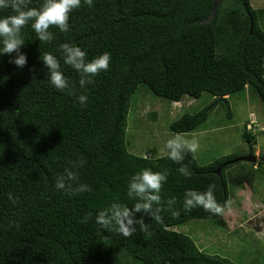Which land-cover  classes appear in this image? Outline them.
Here are the masks:
<instances>
[{
	"label": "trees",
	"instance_id": "obj_1",
	"mask_svg": "<svg viewBox=\"0 0 264 264\" xmlns=\"http://www.w3.org/2000/svg\"><path fill=\"white\" fill-rule=\"evenodd\" d=\"M42 3L32 0L29 7ZM213 3L93 0L88 7L82 0L70 14L69 32L50 28V43L40 42L30 24L22 29L26 66L10 63L16 53L0 56V264H238L205 252L174 229L189 219L215 218L224 225L221 215L202 208L185 212L183 200L188 190L204 192L214 185L216 201L224 205L229 204V183L250 188L251 173L233 176L229 169L235 163L223 165L236 155L201 165L188 153L182 162L191 174L186 178L167 150L157 155L149 148L147 155H139L125 142L130 97L139 83L172 102L207 91L214 100L222 96L228 107V95L246 87L264 102V8H253L250 0H217L212 14ZM13 14L10 8L0 9V18ZM64 43L80 47L89 61L110 53L109 70L81 88L79 74L60 57ZM44 53L60 59L73 95L51 86ZM82 94L88 97L85 107L77 100ZM210 110L185 112L169 129L190 131ZM243 138L251 141L254 134L245 129ZM80 159L86 163L73 170L92 192L66 195L55 188L56 178L71 168L70 161ZM256 164L264 165V152L253 168ZM143 169L168 174L160 193L163 223L144 216L151 237L137 230L125 238L101 228L95 223L101 210L112 203L131 208L137 202L127 189ZM169 199L176 201L171 208ZM88 213L92 219L81 223Z\"/></svg>",
	"mask_w": 264,
	"mask_h": 264
},
{
	"label": "rangeland",
	"instance_id": "obj_2",
	"mask_svg": "<svg viewBox=\"0 0 264 264\" xmlns=\"http://www.w3.org/2000/svg\"><path fill=\"white\" fill-rule=\"evenodd\" d=\"M250 2L255 9L264 8V0ZM260 24L264 30V13ZM227 99L228 107L203 91L198 98L183 96L180 101L172 102L139 83L129 102L125 134L128 149L147 155L146 150L152 148L157 155H163L167 140L180 134L185 139L199 141L195 158L201 165L222 155L239 157L249 151L258 159L264 152V102L252 87L231 93ZM204 108H211L207 118L192 130L179 133L169 129V124L181 114ZM254 116L262 125L255 123L252 128L247 127ZM246 128L254 134L251 141L243 138ZM258 166L253 168V163L239 161L229 169L237 177L245 178L246 172L251 173L252 183L243 190L229 183L230 211L221 216L224 225H218L215 218L189 219L174 229L188 234L209 254H218L238 264H264V165Z\"/></svg>",
	"mask_w": 264,
	"mask_h": 264
},
{
	"label": "clouds",
	"instance_id": "obj_3",
	"mask_svg": "<svg viewBox=\"0 0 264 264\" xmlns=\"http://www.w3.org/2000/svg\"><path fill=\"white\" fill-rule=\"evenodd\" d=\"M32 0H0V9L10 8L13 15L0 18V56L16 53L14 63L17 67L23 68L27 64V57L21 53L20 49L24 46L25 40L22 38V29L30 24L35 31L40 42L50 43L53 39V33L50 28H58L60 32L70 31L69 19L73 10L82 6V0H43L39 8L29 7ZM83 4L88 7L93 6V0H83ZM60 57L63 63L70 66L79 74V85L84 88L86 84L94 82L96 76L101 72H106L110 67L111 55L105 52L92 60H87V53L80 47L64 43L60 49ZM44 67L48 70L49 83L60 92H67L73 95L69 79L65 77L61 70L60 59L52 53H44L42 56ZM88 97L80 95L77 100L81 107L86 106ZM257 125H262L256 118ZM248 123L246 124V126ZM247 130V128H246ZM199 141L185 139L177 134L167 140L165 148L170 160L176 164H181L178 171L186 178L190 177V172L182 162L188 153L195 154L199 150ZM71 168H66L64 174L58 175L55 181V188L64 192L66 195L74 196L77 194L92 192V188L79 181L78 171L73 169L82 168L85 160L70 161ZM166 172H153L151 169H143L131 177L128 184L127 196L137 202L130 208L120 203H112L109 208L101 210L95 217V223L101 228L109 231H115L125 238L131 237L137 230L144 232L148 237L154 233L149 231L150 224L144 222V216L151 217L158 223H163L161 216L162 199L161 190L167 181ZM214 185H209L204 192L188 190L184 195L183 210L189 212L195 208H202L205 212L212 215H224L230 211L227 202L224 205L216 201L214 195ZM18 199V198H16ZM9 200L15 199L9 194ZM169 208L176 203L174 199L167 201ZM136 213H141L139 219ZM173 216L179 215L173 211ZM92 219V213H88L81 220V223H88ZM137 225L139 226L137 228Z\"/></svg>",
	"mask_w": 264,
	"mask_h": 264
},
{
	"label": "water",
	"instance_id": "obj_4",
	"mask_svg": "<svg viewBox=\"0 0 264 264\" xmlns=\"http://www.w3.org/2000/svg\"><path fill=\"white\" fill-rule=\"evenodd\" d=\"M216 4H217V0H214L212 14L214 12V9L216 7ZM216 100H217L216 102L222 101L223 100V97L222 96L221 97H218ZM257 160H258L257 157L252 153V151H249L246 155L239 156V157H236L234 159H231V160L227 161L226 163H223V165L224 164H231V163H235V162H239V161H249L251 163H255V162H257ZM223 165L217 167V169L215 170V172L217 174H220V170H221V168H222Z\"/></svg>",
	"mask_w": 264,
	"mask_h": 264
},
{
	"label": "built area",
	"instance_id": "obj_5",
	"mask_svg": "<svg viewBox=\"0 0 264 264\" xmlns=\"http://www.w3.org/2000/svg\"><path fill=\"white\" fill-rule=\"evenodd\" d=\"M253 115V114H252ZM251 119V122L252 123H250L249 125H247V127L248 126H250V128H252V125H254L255 123L257 124V122H256V119H255V116H254V118L252 117V118H250Z\"/></svg>",
	"mask_w": 264,
	"mask_h": 264
},
{
	"label": "crops",
	"instance_id": "obj_6",
	"mask_svg": "<svg viewBox=\"0 0 264 264\" xmlns=\"http://www.w3.org/2000/svg\"><path fill=\"white\" fill-rule=\"evenodd\" d=\"M240 190H243V188H240Z\"/></svg>",
	"mask_w": 264,
	"mask_h": 264
}]
</instances>
